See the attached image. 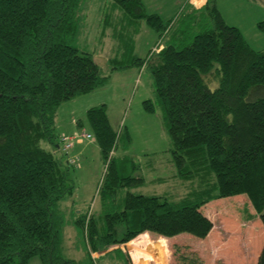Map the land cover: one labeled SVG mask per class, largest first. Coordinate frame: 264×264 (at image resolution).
Masks as SVG:
<instances>
[{
	"label": "trees",
	"instance_id": "trees-1",
	"mask_svg": "<svg viewBox=\"0 0 264 264\" xmlns=\"http://www.w3.org/2000/svg\"><path fill=\"white\" fill-rule=\"evenodd\" d=\"M80 2L0 0V264H29L35 257L41 264H130L119 246L129 242L137 252L142 237L135 238L145 232L157 235L160 247V236L203 239L213 224L200 208L239 195L248 198L264 226V50L252 49L225 23L214 0H206L201 7L190 3L189 23L145 59L134 55L131 36L124 45L130 62L110 60L111 70L136 65L151 74L176 176L188 182V191L178 200L131 192L144 180L123 174L129 157L114 158L120 135L109 124L106 106L89 108L91 136L107 165L102 209L74 221L85 256H63L60 201L73 194V186L70 164L54 153L55 117L63 102L109 80L92 53L71 44ZM105 7L101 38L122 44L126 20H143L160 37L172 30L171 21L147 14L141 0H110ZM144 104L153 111L151 101ZM255 264H264V243Z\"/></svg>",
	"mask_w": 264,
	"mask_h": 264
},
{
	"label": "rangeland",
	"instance_id": "rangeland-1",
	"mask_svg": "<svg viewBox=\"0 0 264 264\" xmlns=\"http://www.w3.org/2000/svg\"><path fill=\"white\" fill-rule=\"evenodd\" d=\"M141 1L147 14H158L164 23L172 22V30L168 34L160 37L143 20L132 23L126 20L121 44L118 39L112 40L108 35L100 37L102 14L107 11L105 6L110 0H81L76 12L78 31L71 44L82 52L92 53L102 75L109 76V80L92 93L63 102L57 112L55 134L58 149L54 153L56 157H61L65 165L73 161V165H68L73 194L60 201L64 225L62 254L67 259L78 261L86 252L85 240L74 221L80 215L97 216L102 209L100 187L107 165L94 138L72 142L71 149L62 151V137L91 134L86 117L89 108L106 106L109 124L120 135L114 158L129 157L132 162H127L123 174L144 180L131 192L178 200L188 191V182L176 176L170 139L151 74L145 66L136 65L124 70H111L110 60L115 58L119 63L130 62V55L124 53L131 36H134V55L140 59H145L157 45L167 44L173 33L175 37L176 31L189 23L190 0ZM203 1L192 0L197 4ZM214 2L227 25L237 28L252 49L264 50V0ZM212 85L211 89L217 87L216 83ZM147 100L153 104L152 112L145 108L144 102ZM72 121L76 123L72 124ZM126 135L130 137L128 142ZM41 147L53 151L44 142H41ZM200 211L213 224L212 230L203 239L183 233L164 240L160 247L158 236L145 232L135 238L142 237L138 240L142 244L139 247L135 244L137 252L129 249V242L120 249L127 254L130 264H156L162 256V264H188L190 260L195 264L256 263L264 243V226L245 195L210 201ZM104 254H94L93 258ZM184 257L186 260H181ZM29 263L41 264L36 257Z\"/></svg>",
	"mask_w": 264,
	"mask_h": 264
},
{
	"label": "built area",
	"instance_id": "built-area-1",
	"mask_svg": "<svg viewBox=\"0 0 264 264\" xmlns=\"http://www.w3.org/2000/svg\"><path fill=\"white\" fill-rule=\"evenodd\" d=\"M85 139H91V134H81V136L74 135L72 137H62V143L64 144V147L62 149L63 152H67L72 147V142H81V140ZM70 164L73 165V161H70Z\"/></svg>",
	"mask_w": 264,
	"mask_h": 264
},
{
	"label": "crops",
	"instance_id": "crops-1",
	"mask_svg": "<svg viewBox=\"0 0 264 264\" xmlns=\"http://www.w3.org/2000/svg\"><path fill=\"white\" fill-rule=\"evenodd\" d=\"M206 0H204L202 3L200 4H197V3H194L192 2V0H190V3H192V5H194L195 7H201L204 3H205ZM58 112V111H57ZM56 117H57V114H56ZM56 117H55V122H56ZM73 123H76L75 121H72V124ZM79 146V145H78ZM161 237V236H160ZM177 236L173 237V238H176ZM164 238V237H163ZM165 240H170L171 238H164ZM125 245V244H124ZM123 245H121L119 248H121ZM99 253H96L95 255H97ZM93 257V255H92ZM80 260V259H79ZM31 262V261H30ZM30 264V263H29Z\"/></svg>",
	"mask_w": 264,
	"mask_h": 264
}]
</instances>
